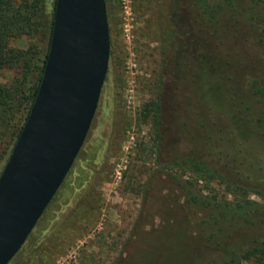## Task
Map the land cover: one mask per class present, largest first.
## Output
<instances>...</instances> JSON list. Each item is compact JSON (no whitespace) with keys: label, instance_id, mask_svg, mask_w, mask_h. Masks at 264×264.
Masks as SVG:
<instances>
[{"label":"rangeland","instance_id":"1","mask_svg":"<svg viewBox=\"0 0 264 264\" xmlns=\"http://www.w3.org/2000/svg\"><path fill=\"white\" fill-rule=\"evenodd\" d=\"M225 1L209 0L221 6L217 15L223 48L230 49L232 62L244 74L264 77L263 53L254 41L244 38L236 46L231 37L228 19L233 11H228ZM232 1L237 19L243 21L239 16L249 0ZM168 2L172 0H106L110 57L98 107L70 172L25 242L22 253L32 257L30 264H200L204 259L200 243L236 242L247 219L256 222L263 211L261 199L252 194L244 197L234 187L249 182L264 185V172L252 160L254 153L264 151L255 137L246 147L236 144L239 149L225 159L228 136L207 129L213 155L205 158L214 161L210 165L223 180L197 181L193 173L173 165L191 155L207 132L195 115L186 114L189 92L177 89L182 79L177 69L191 72L186 84L192 85V78L198 84L196 71L208 70L210 61L194 39L187 46L185 39L191 40L193 31L175 26L181 21L172 15ZM47 3L51 9L53 0ZM239 25L244 26L241 21ZM11 45L24 48L27 41L22 38ZM17 77V72L5 69L0 84ZM240 85L249 93L243 80ZM157 98L162 105L160 135L165 134L159 147L150 122L140 113ZM247 103L252 119L264 117V105ZM212 117L215 122L221 118L215 113ZM176 120H189L192 129L182 130L185 137L191 136L188 141L177 135L168 139ZM190 194L204 204L190 206ZM248 204L252 210L243 211Z\"/></svg>","mask_w":264,"mask_h":264},{"label":"trees","instance_id":"2","mask_svg":"<svg viewBox=\"0 0 264 264\" xmlns=\"http://www.w3.org/2000/svg\"><path fill=\"white\" fill-rule=\"evenodd\" d=\"M55 4L56 0H53L50 9L47 0H0V72L7 69L18 74L11 83L0 84V174L23 129L39 89L49 53ZM168 4L174 11L172 15L181 21L180 26H175L180 30L193 31L192 39H185L187 46L192 44L194 39L199 43L197 49L210 61L208 70L201 73L196 71L195 74L199 78L198 84L193 78L192 85L186 84L185 80L191 72L184 68L177 69L179 72L177 77H179L178 74L182 76L177 89L189 92L186 114L190 112V116L195 115L200 121L199 127L207 132L202 134L200 144L196 143L191 149V155L181 162L175 161L173 165L182 171L193 173L197 181L216 178L223 180L219 172L213 170L210 165L214 161L205 158L207 154L213 155L212 150L209 149L213 140L211 132L219 130L228 136L225 159H231L234 150L239 149L236 144L248 146L245 143L250 138L255 137L260 148H264V117L252 119L249 113L251 106L247 103L251 100L264 105V77L260 74H244L239 70L238 65L232 62L230 49L223 48L225 41L221 40V28L217 15L218 8L221 6L211 5L209 0H172ZM225 6L230 13L233 11L228 23L233 29L231 37L236 41V46L239 42L242 43L244 38H251L263 53L261 59L264 69V0H249L248 6L241 10L239 16L243 21L237 19L238 12L232 0L225 1ZM240 21L244 26L239 25ZM22 38L27 41L24 48L11 45L12 42ZM232 48L234 49L235 45ZM223 52H226L225 56L222 55ZM197 73L201 76L199 77ZM239 80H243V86H248L249 93L242 91V85L237 86ZM213 112L221 116L216 118L217 122L213 121L215 119L212 117ZM140 113L141 119L150 122L153 141L159 147L160 140L165 138V134L162 137L160 135L163 125L162 105L159 98L148 101ZM172 124L168 139L174 135L183 141L190 139L191 136L185 137L182 132L188 128L192 129L189 120L188 122L176 120ZM176 126L179 128L175 132L173 129H176ZM234 129L238 134L230 135L229 132H233ZM249 149L251 150L250 145L247 150ZM252 160L264 172V151L262 154L254 153ZM225 166L229 168L227 164ZM234 187L244 197L252 194L264 202V185L249 182ZM200 202L204 204L198 196L190 194L188 199L190 206ZM251 203L258 206L255 202ZM252 208V205L248 204L242 209L249 212ZM254 212L253 210L252 213ZM257 215L256 222L247 219L246 226L243 227L245 230L239 231L241 234L237 236L236 242L200 243L199 248L204 254V259L199 263L263 264L264 209ZM203 239L210 238L203 237ZM25 247L26 243L8 264H30L32 257L25 258L22 253Z\"/></svg>","mask_w":264,"mask_h":264},{"label":"water","instance_id":"3","mask_svg":"<svg viewBox=\"0 0 264 264\" xmlns=\"http://www.w3.org/2000/svg\"><path fill=\"white\" fill-rule=\"evenodd\" d=\"M110 34L105 0H56L43 76L0 174V264L25 244L70 172L106 79Z\"/></svg>","mask_w":264,"mask_h":264}]
</instances>
